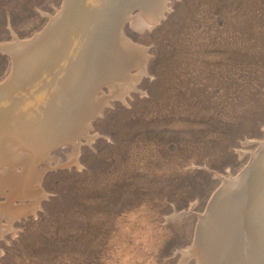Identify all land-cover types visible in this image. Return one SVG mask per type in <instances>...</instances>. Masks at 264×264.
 I'll list each match as a JSON object with an SVG mask.
<instances>
[{
    "label": "rangeland",
    "instance_id": "obj_1",
    "mask_svg": "<svg viewBox=\"0 0 264 264\" xmlns=\"http://www.w3.org/2000/svg\"><path fill=\"white\" fill-rule=\"evenodd\" d=\"M144 2L120 0L116 10H130L123 31L133 50L123 62L136 83H104L96 97L106 103L76 143L48 155L24 148V163L0 165V264H201L184 252L264 144V0H166L159 20ZM68 6L0 0V44L35 38ZM14 67L0 51V86ZM49 99L41 111L51 115ZM17 181L29 182L18 196ZM258 202L233 235L247 245L255 232L264 264Z\"/></svg>",
    "mask_w": 264,
    "mask_h": 264
},
{
    "label": "bare ground",
    "instance_id": "obj_2",
    "mask_svg": "<svg viewBox=\"0 0 264 264\" xmlns=\"http://www.w3.org/2000/svg\"><path fill=\"white\" fill-rule=\"evenodd\" d=\"M67 1L68 8L43 33L31 40L0 44V51L10 53L15 63L10 80L0 86V165L20 156L24 163L26 155H20L24 148L48 155L60 144L76 143L77 137L87 135L91 117L99 114L106 103L96 97L101 86H114L122 78H127L129 87L133 86L135 77L129 76L123 62V57L133 50L131 41L125 43L128 38L123 31L124 23L131 17L130 10L117 17L120 0H72L71 7V0ZM142 5L149 16L159 20L167 4L166 0H145ZM153 7L156 10L150 13ZM48 98L54 100L50 102L54 105L51 115L41 111ZM55 115L59 117L56 121L44 125ZM261 149L255 165L237 180L232 179L218 195L195 247L184 252L185 256L199 254L201 264L256 263V233L251 231L247 245L239 243L234 235L240 229L236 223L251 212L250 206L258 200V204L264 203V144ZM28 183L23 186L21 181L16 182V196ZM44 195L43 189L32 194L38 202ZM259 207L264 209V205ZM37 209L38 203L31 204L23 214ZM21 215L9 216V228Z\"/></svg>",
    "mask_w": 264,
    "mask_h": 264
},
{
    "label": "water",
    "instance_id": "obj_3",
    "mask_svg": "<svg viewBox=\"0 0 264 264\" xmlns=\"http://www.w3.org/2000/svg\"><path fill=\"white\" fill-rule=\"evenodd\" d=\"M61 145V144H60Z\"/></svg>",
    "mask_w": 264,
    "mask_h": 264
}]
</instances>
